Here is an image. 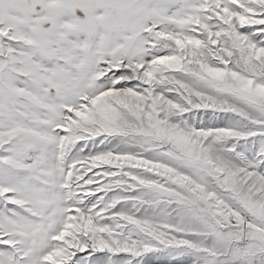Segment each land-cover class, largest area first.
Wrapping results in <instances>:
<instances>
[{"label":"snow or ice","instance_id":"6c2138e0","mask_svg":"<svg viewBox=\"0 0 264 264\" xmlns=\"http://www.w3.org/2000/svg\"><path fill=\"white\" fill-rule=\"evenodd\" d=\"M0 264H264V0H0Z\"/></svg>","mask_w":264,"mask_h":264}]
</instances>
